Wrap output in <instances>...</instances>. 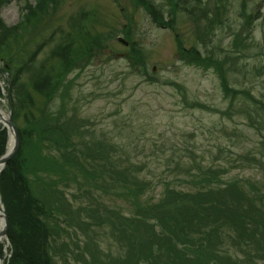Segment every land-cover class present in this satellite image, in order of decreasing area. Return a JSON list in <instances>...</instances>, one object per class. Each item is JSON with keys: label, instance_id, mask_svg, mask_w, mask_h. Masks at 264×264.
<instances>
[{"label": "rangeland", "instance_id": "rangeland-1", "mask_svg": "<svg viewBox=\"0 0 264 264\" xmlns=\"http://www.w3.org/2000/svg\"><path fill=\"white\" fill-rule=\"evenodd\" d=\"M35 1L0 0V22L7 29H0L1 71L19 68L43 40L36 61L61 66L58 57H49L60 39L58 29H73L75 36L79 31L100 33L104 44L67 67L49 99L31 87V71L22 70L13 99L17 126L42 128L58 122L67 128L75 117L81 138L68 131V141H89L108 151L119 167L130 164V173L149 182L146 196L156 197L164 184L184 187L186 170L207 166L217 170L221 181L237 180L246 191L248 183L264 189V0H59L51 11L40 13L38 23H30L24 9ZM197 1L211 18L214 4L222 5L219 22L213 21L206 35L204 12L185 9ZM146 3L159 10L164 23L152 21ZM76 16L79 28L73 23ZM193 50L209 61L190 60ZM1 71L0 109L6 113V73ZM43 103L44 115L38 111ZM35 140L28 139L31 144ZM7 144L8 136L4 150ZM89 183H57L71 211L43 198L52 207L42 220L57 264H110L124 255L128 232L120 229L124 233L117 239L115 223L93 222L97 194L101 205H109L111 196ZM115 201L123 205L122 198ZM3 244L0 262L6 264L10 245L7 240Z\"/></svg>", "mask_w": 264, "mask_h": 264}, {"label": "trees", "instance_id": "trees-1", "mask_svg": "<svg viewBox=\"0 0 264 264\" xmlns=\"http://www.w3.org/2000/svg\"><path fill=\"white\" fill-rule=\"evenodd\" d=\"M58 1L36 0L33 4L27 3L24 19L38 23L36 18L40 13H48ZM198 4V1L191 2L185 9L189 13L194 8L204 12L207 27L204 26L202 33L206 35L208 29L213 27V21L219 22L222 5L214 4V16L211 18L205 13L207 8ZM144 9L156 24L164 23L153 4L146 3ZM77 18L73 23L79 28ZM0 29L7 30L1 22ZM58 34L60 39L50 49L53 55L49 57H58L61 66L59 60L56 69L36 61L35 56L43 40L35 45L32 52L28 51L19 68L13 72L6 70L5 90L18 134L15 153L0 169V198L7 222L5 237L10 245L6 264H57L49 254L50 232L42 220V216L52 207L46 205L43 198H48L54 207L59 203L60 210L71 211L66 203L68 199L57 187V183L72 187L69 181L74 184L73 187L90 181L88 185L96 192L102 191L111 196L109 205H101L98 200L100 195L97 194L96 210L92 216L93 222L106 221L107 226L115 223L117 239L124 233L120 229L128 232L124 255L113 258L110 264H260L258 260L264 264V189L248 183V187H251L246 191L237 180L221 181L217 170L207 166L196 167V171L186 170L187 177L182 178L186 184L184 187L164 184L156 197L146 196L145 187L149 186V182L130 173V164L119 167L113 157L110 159L108 151L97 149L89 141H68V131L78 139L80 137L75 117L69 118L72 127L67 128H60L58 122L42 128L32 125L28 129L15 124L13 99L22 70L31 71V87L44 99H49L67 67L95 54L93 51L104 44L100 33L90 35L86 31H79V36H75L73 29L72 33L71 30L58 29ZM189 54L187 57L190 60L209 61L200 57L195 50ZM220 82L222 88L227 87L222 80ZM30 95L29 91L25 92L26 99L32 103ZM45 104L38 109L42 110V115ZM34 136L37 140L31 144L28 139ZM6 138V129L0 124V155L4 151ZM260 143L264 145V136ZM98 145L101 144L98 142ZM43 148L47 150L43 151ZM260 163L264 172V160ZM104 174L106 179L103 178ZM97 176L100 181L96 180ZM256 189L261 193H257ZM116 197L122 198V206L115 201ZM120 213L124 214L122 218L118 217ZM3 243L0 242V255L4 251ZM235 253H240L241 257L238 258Z\"/></svg>", "mask_w": 264, "mask_h": 264}, {"label": "water", "instance_id": "water-1", "mask_svg": "<svg viewBox=\"0 0 264 264\" xmlns=\"http://www.w3.org/2000/svg\"><path fill=\"white\" fill-rule=\"evenodd\" d=\"M8 108L9 109L8 112H6V118H1L0 122H2V125H4L7 129L8 143L10 142V148L6 147L4 152L0 155V168L3 166L4 162L8 160L15 153L18 146L17 131L12 123L10 106ZM0 217H1L0 237H4L6 233L7 222L2 208L1 200H0Z\"/></svg>", "mask_w": 264, "mask_h": 264}, {"label": "bare ground", "instance_id": "bare-ground-1", "mask_svg": "<svg viewBox=\"0 0 264 264\" xmlns=\"http://www.w3.org/2000/svg\"><path fill=\"white\" fill-rule=\"evenodd\" d=\"M5 115H6V113L0 109V119L5 118ZM7 148H10V142L7 144ZM0 229H1V222H0ZM0 264H1V262H0Z\"/></svg>", "mask_w": 264, "mask_h": 264}]
</instances>
